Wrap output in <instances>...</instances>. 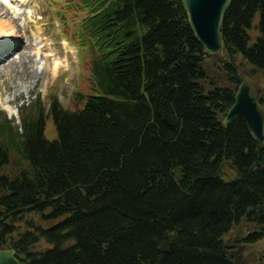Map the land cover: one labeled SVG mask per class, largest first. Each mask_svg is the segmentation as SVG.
Wrapping results in <instances>:
<instances>
[{
	"label": "trees",
	"instance_id": "obj_1",
	"mask_svg": "<svg viewBox=\"0 0 264 264\" xmlns=\"http://www.w3.org/2000/svg\"><path fill=\"white\" fill-rule=\"evenodd\" d=\"M78 1L94 94L75 111L36 99L19 125L0 122V249L21 264H242L224 237L246 223L241 243L264 239V144L242 118L223 121L237 70L264 74V0L232 1L226 60L206 53L180 0Z\"/></svg>",
	"mask_w": 264,
	"mask_h": 264
},
{
	"label": "rangeland",
	"instance_id": "obj_2",
	"mask_svg": "<svg viewBox=\"0 0 264 264\" xmlns=\"http://www.w3.org/2000/svg\"><path fill=\"white\" fill-rule=\"evenodd\" d=\"M66 1L21 0L12 4L0 0V16L6 12L4 17L14 20L20 35V42L0 49V122L6 118L19 125L20 113L36 99L41 100L46 110L57 99L63 108L75 111L82 109L87 96L94 94L91 64L96 54L82 30L87 11L79 6L78 0ZM256 25L257 21L250 32L253 41L257 36ZM36 47H40L39 56L34 52ZM218 65L216 58L209 59L208 74L224 86L226 76ZM251 70L245 65L240 71L247 74ZM254 79L262 87L264 96V74L257 73ZM45 136L49 141L58 138L52 118L47 120ZM223 170L224 177H235L229 165ZM5 171L14 174L17 167L12 163ZM249 231L251 228L243 223L224 237L232 247V258L242 264L264 263V239L249 245L240 242Z\"/></svg>",
	"mask_w": 264,
	"mask_h": 264
},
{
	"label": "water",
	"instance_id": "obj_3",
	"mask_svg": "<svg viewBox=\"0 0 264 264\" xmlns=\"http://www.w3.org/2000/svg\"><path fill=\"white\" fill-rule=\"evenodd\" d=\"M233 0H180L190 28L206 53L224 56L225 41L222 26L225 15ZM241 83L235 94V102L224 118V125L242 118L250 135L264 144V106L261 104L263 89L251 76L237 70ZM161 251H164L161 249ZM0 264H21L15 250L10 246L0 249Z\"/></svg>",
	"mask_w": 264,
	"mask_h": 264
},
{
	"label": "bare ground",
	"instance_id": "obj_4",
	"mask_svg": "<svg viewBox=\"0 0 264 264\" xmlns=\"http://www.w3.org/2000/svg\"><path fill=\"white\" fill-rule=\"evenodd\" d=\"M14 1H21V0H4V2L12 3V4L14 3ZM6 14L7 13L5 12L3 13L2 16H0V49L5 48L7 46L10 47V44L13 45V44H16V42L17 43L20 42V35L18 31L16 30V27L14 26L15 22L13 19L9 20L8 18L4 17ZM14 15H17V13L15 12ZM11 21H13V23ZM39 50H40V47H36L34 49V52L37 56L40 55ZM48 56H51V55H48ZM57 64L58 66L61 65L60 63H57ZM65 67L67 66L65 65ZM57 71L58 69L55 71L53 75H56Z\"/></svg>",
	"mask_w": 264,
	"mask_h": 264
},
{
	"label": "flooded vegetation",
	"instance_id": "obj_5",
	"mask_svg": "<svg viewBox=\"0 0 264 264\" xmlns=\"http://www.w3.org/2000/svg\"><path fill=\"white\" fill-rule=\"evenodd\" d=\"M264 98V96H262Z\"/></svg>",
	"mask_w": 264,
	"mask_h": 264
}]
</instances>
